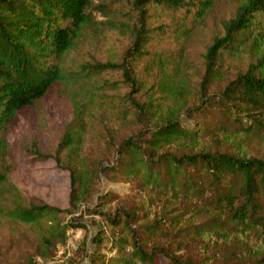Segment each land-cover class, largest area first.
Here are the masks:
<instances>
[{
  "label": "trees",
  "instance_id": "obj_1",
  "mask_svg": "<svg viewBox=\"0 0 264 264\" xmlns=\"http://www.w3.org/2000/svg\"><path fill=\"white\" fill-rule=\"evenodd\" d=\"M93 2L0 0V215L39 229L44 223L49 224L38 255L45 261L52 258L53 250L66 248L70 231L83 228L77 222L82 214L102 215L86 207L96 191L99 174L91 179L85 171L81 157L85 145L83 128H68L55 160L70 173L69 208L62 211L47 204L25 206L19 201L21 191L11 180L18 169L17 150L9 145L6 136L20 113L47 99L66 78V59L93 22ZM219 2L134 0L132 45L123 62L93 67L96 73H123L130 89L127 101L141 125L139 133L121 141L113 170L126 180L138 179L149 192L156 193L155 200L160 197L167 205L152 221L143 224L135 210L106 218L111 227L120 229L125 236L102 245L105 236L99 233L92 241L94 248L98 252L102 246L107 253H94L87 264H158L159 255L170 264H264V253L254 249L249 240L254 236L264 241V153L248 157L200 150L202 139L224 135L264 144V31L261 38L254 36L259 47L246 72L238 74L219 93H208L204 87L196 107L168 105L164 100L160 105L151 97L139 101L133 96L140 91L129 62L148 56V48L154 42L180 35L186 25L175 20V15L194 17L200 27ZM164 15L173 19L169 23L160 21ZM262 16L264 0H241L234 18L224 25V36L216 38L207 50L208 74L236 42L242 38L250 40L255 30H262L258 27ZM192 32L189 31V38ZM159 67L162 75L168 77L180 70L179 63H172L167 57L159 59ZM206 82L207 77L204 86ZM180 91L178 79L172 78L169 85L161 86L164 98L176 99ZM164 107L165 112L158 110ZM188 121L193 123L192 128L186 125ZM31 154L38 160L47 158L38 150ZM8 195L14 199L13 207L5 211L3 200ZM61 214L70 217L67 223L61 221ZM157 240L178 241V251L173 253L159 246ZM233 244L236 247L231 250ZM239 248L253 261L241 262L244 255ZM191 250L202 258L189 255ZM179 252L188 255L183 257Z\"/></svg>",
  "mask_w": 264,
  "mask_h": 264
},
{
  "label": "rangeland",
  "instance_id": "obj_2",
  "mask_svg": "<svg viewBox=\"0 0 264 264\" xmlns=\"http://www.w3.org/2000/svg\"><path fill=\"white\" fill-rule=\"evenodd\" d=\"M133 2L134 0H94L93 22L84 30L83 36L77 40L66 59V78L52 89L47 99L20 113L7 132L9 145L17 150L18 169L11 180L21 191L19 201L25 206L47 204L62 211L69 208L70 173L62 169L55 160L60 140L68 128H83L85 145L81 157L85 171L91 179L99 174L96 191L86 207L102 215L76 214L77 217L80 216L77 222L83 228L70 231L66 248L53 250L52 258L46 260L48 263L87 264L94 253L99 252L104 256L107 253L104 248L99 247L97 252L92 242L99 233L105 236L102 245L125 236L120 229L111 227L106 218L123 211L135 210L143 224L152 221L154 215L167 205L160 197L155 200L156 193L149 192V188H144L138 179L126 180L113 170L121 141L139 133L141 125L137 121L135 109L127 101L130 89L124 82L123 73L117 70L96 73L93 68L100 64L123 62L132 45L130 27L136 14ZM240 2L241 0H220L200 27L194 17L187 19L188 15L183 13L175 15V20L185 22L186 25L184 30H180V35L172 34L162 41L154 42L148 48V56L138 62H129L133 66V76L138 80L140 91L133 96L139 101H146L151 97L160 105L164 100L168 105L196 107L204 87L208 93H219L229 81L246 72L259 47V43L254 42V36L261 38L264 16L258 18V27H262L259 33L257 27L258 30H255L250 40L242 38L233 48L225 51L210 74L207 73L206 66L209 46L216 38L224 36V25L234 18ZM172 19L173 16L164 15L160 21L169 23ZM190 30L193 31L191 38L188 36ZM263 48L264 42L261 49ZM165 57L170 58L172 63H179V72L171 77L162 75L159 67V59ZM172 78L176 81L178 79V86H181L180 97L164 98L161 86L169 85ZM165 109L158 108L161 112H165ZM186 125L192 128L193 123L188 121ZM214 138L202 139L200 150L226 151L248 157H259L264 153L261 141L243 142L226 135ZM34 150L47 158H34L31 154ZM13 200L11 195L3 200L5 211L13 207ZM171 203L178 207L177 203ZM143 209L145 213H150L149 216L142 212ZM60 219L67 223L70 217L61 214ZM48 227L49 224L44 223L39 229L16 221L6 214L0 215V264H36ZM249 240L254 249L264 253L263 240L254 236ZM157 242L173 253L178 251V241ZM232 247H236V244L231 246V250ZM238 251L244 255L241 262L253 261L245 256V250L239 248ZM179 254L183 257L188 255L183 252ZM189 255L198 260L202 258L193 250ZM157 262L170 264L162 255L157 256Z\"/></svg>",
  "mask_w": 264,
  "mask_h": 264
},
{
  "label": "built area",
  "instance_id": "obj_3",
  "mask_svg": "<svg viewBox=\"0 0 264 264\" xmlns=\"http://www.w3.org/2000/svg\"><path fill=\"white\" fill-rule=\"evenodd\" d=\"M67 250H68V248H67ZM36 264H56V262L55 261H51L50 263H48L47 261H45L44 259H42L41 257H38L37 259H36V262H35Z\"/></svg>",
  "mask_w": 264,
  "mask_h": 264
}]
</instances>
